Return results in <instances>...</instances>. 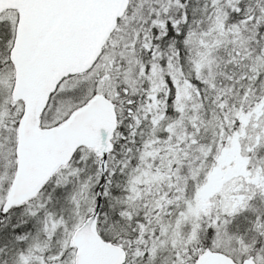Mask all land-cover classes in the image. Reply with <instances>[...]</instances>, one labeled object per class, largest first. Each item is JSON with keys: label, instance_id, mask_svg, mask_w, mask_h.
<instances>
[{"label": "snow or ice", "instance_id": "6c2138e0", "mask_svg": "<svg viewBox=\"0 0 264 264\" xmlns=\"http://www.w3.org/2000/svg\"><path fill=\"white\" fill-rule=\"evenodd\" d=\"M0 264H264V0H0Z\"/></svg>", "mask_w": 264, "mask_h": 264}]
</instances>
